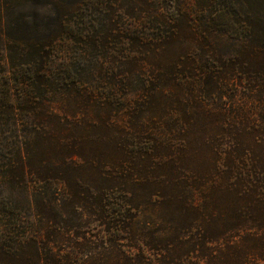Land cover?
<instances>
[{
    "label": "trees",
    "instance_id": "16d2710c",
    "mask_svg": "<svg viewBox=\"0 0 264 264\" xmlns=\"http://www.w3.org/2000/svg\"><path fill=\"white\" fill-rule=\"evenodd\" d=\"M101 1L0 0V179L19 187L25 210L17 214L0 192V264H195L219 238L196 225L184 178L163 175L151 156L139 162L152 148L134 145L138 159L118 171L90 159L77 140L64 141L91 77L70 65L72 55L83 63L88 50L106 54L117 41L110 20L93 18L114 11ZM194 33L264 51V0H118L122 60L169 53ZM233 65L221 52L201 70L210 82ZM132 66L118 74V95L133 78L140 85ZM194 69L192 81L201 75ZM155 219L169 231L154 233ZM190 230L201 231L196 240Z\"/></svg>",
    "mask_w": 264,
    "mask_h": 264
},
{
    "label": "rangeland",
    "instance_id": "374dc122",
    "mask_svg": "<svg viewBox=\"0 0 264 264\" xmlns=\"http://www.w3.org/2000/svg\"><path fill=\"white\" fill-rule=\"evenodd\" d=\"M103 1L114 11L93 18L101 26L110 20L118 41V0ZM116 42L106 54L88 50L83 63L79 52L72 55L69 64L80 63L76 71L91 77L84 79L85 94L64 128V141L77 140L90 159H103L118 171L138 159L134 147L152 148L139 162L151 156L164 167L163 175L184 178L198 209L196 225L218 232L195 264H264V51L194 33L169 53L149 51L140 60H122ZM221 52L236 65L219 80L210 75L208 82L201 65ZM132 65L140 85L133 78L124 96L118 95V74ZM194 68L201 75L192 81L188 72ZM0 185L1 197L14 202L17 214L24 212L19 187L2 178ZM157 220L150 226L153 232H168ZM200 232L190 230L189 239Z\"/></svg>",
    "mask_w": 264,
    "mask_h": 264
}]
</instances>
